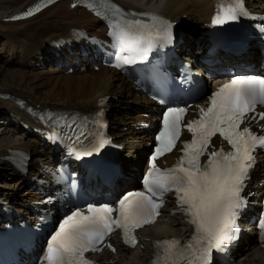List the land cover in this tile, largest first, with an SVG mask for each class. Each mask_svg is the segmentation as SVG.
Returning <instances> with one entry per match:
<instances>
[{"label": "bare ground", "instance_id": "1", "mask_svg": "<svg viewBox=\"0 0 264 264\" xmlns=\"http://www.w3.org/2000/svg\"><path fill=\"white\" fill-rule=\"evenodd\" d=\"M35 1L37 0H0V198L18 205L22 216L27 214L28 203L35 205L36 200L40 199L36 191L31 189L33 183L28 180L34 176L46 179L40 171L52 165L51 147L43 137L44 132L32 135L24 130V125L42 130L29 117L27 107L37 111L76 109L91 112L98 109L101 101L109 96L104 106L111 133L117 143H129L127 152L118 157L124 176L117 180L116 189H121L130 182L141 146L144 148L146 142L152 140L145 129L137 130V126L141 121L149 122L150 127L155 125L154 128L158 125L154 120L157 114L154 103L140 95L136 86L129 83L122 74L101 65L95 70L96 64L89 59L80 55L70 56L64 50L56 51L52 47L53 40L72 37L75 28L103 35L97 19L83 8L72 1L63 0L30 19L5 21ZM113 1L136 11L159 12L186 27V36L177 49L178 54L192 63L195 72H202L203 66L198 60L205 51V42L198 40L197 35L203 22L209 24V18L214 12L213 0ZM263 1L247 0V4L258 10L264 7ZM197 26L198 29L195 28ZM254 49L255 46L252 45L249 51ZM71 50L78 54L76 46L71 47ZM245 56L241 57V61L245 60ZM217 57L221 60L229 58L222 52ZM256 58L257 55L254 56ZM65 60L70 66L64 64ZM208 74L211 73H201L207 82L210 81ZM219 81L221 79L217 77L211 85ZM122 104H127L129 108ZM12 149H22L32 154L28 176H20L11 167ZM172 156L173 154L167 156L165 160L169 162ZM259 172L260 169L255 172V178L248 188L254 205V199L260 193ZM4 180L8 182L2 183ZM20 190L22 192L18 194ZM176 209L170 201L155 224L140 230V241L135 248H126L117 243L116 252L104 249L96 257L105 264H146L153 245L158 240L188 235L189 227L184 216L173 212ZM27 218L33 217L27 215ZM246 230L248 232L242 243L231 256V264H264V244L258 240V232L250 226Z\"/></svg>", "mask_w": 264, "mask_h": 264}, {"label": "snow or ice", "instance_id": "2", "mask_svg": "<svg viewBox=\"0 0 264 264\" xmlns=\"http://www.w3.org/2000/svg\"><path fill=\"white\" fill-rule=\"evenodd\" d=\"M32 14L29 10L14 19ZM237 15V9L230 7L223 16L218 15L214 23L235 20ZM154 27V32H144L141 29L147 25L136 20L127 29L110 33L119 51L128 54L122 57L124 64L133 63L134 57H143L159 43L172 42L170 23ZM258 104L264 105V79L244 75L234 77L211 96L209 106L200 109V118L186 125L193 139L184 143L183 155L176 166L161 170L156 167L155 160L176 146L185 111L169 108L163 118V130L156 137L158 144L151 168L143 178L144 190L127 193L118 201L117 208L107 203L90 204L88 214L77 210L67 215L47 245L44 257L47 264H88L84 253L98 250L97 244L115 228L123 230L127 242L135 229L153 222L163 198L170 192L175 194L181 211L189 217L194 232L185 245L176 239L157 242L158 247H163L165 264H211L213 250L223 251L238 231L236 221L246 206L241 191L254 167L255 149L264 147V136L240 128L246 114L254 112ZM258 115L264 119V113ZM217 133L228 142L231 150L208 152L207 162L201 165L200 157L205 155L211 137ZM108 143L101 136L84 155L91 156ZM77 158H80L79 154ZM114 212L118 214L116 217H113ZM261 226L264 227V220Z\"/></svg>", "mask_w": 264, "mask_h": 264}, {"label": "water", "instance_id": "3", "mask_svg": "<svg viewBox=\"0 0 264 264\" xmlns=\"http://www.w3.org/2000/svg\"><path fill=\"white\" fill-rule=\"evenodd\" d=\"M141 13H144V14H150V15H164V14H161L159 12H155V11H151V10H140Z\"/></svg>", "mask_w": 264, "mask_h": 264}, {"label": "rangeland", "instance_id": "4", "mask_svg": "<svg viewBox=\"0 0 264 264\" xmlns=\"http://www.w3.org/2000/svg\"><path fill=\"white\" fill-rule=\"evenodd\" d=\"M3 58H1V61H4V60H2ZM122 106L123 107H128L129 108V106H127V104H122ZM1 124V123H0ZM140 162V161H139ZM7 176V174L5 175V177ZM133 178H135V176L133 177ZM6 182H8V181H6V180H4L2 183H6ZM22 192V190H20L19 192H18V194H20Z\"/></svg>", "mask_w": 264, "mask_h": 264}]
</instances>
